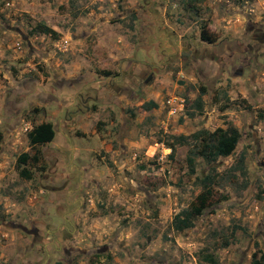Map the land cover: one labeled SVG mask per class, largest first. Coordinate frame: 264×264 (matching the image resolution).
I'll return each instance as SVG.
<instances>
[{"label": "rangeland", "instance_id": "obj_1", "mask_svg": "<svg viewBox=\"0 0 264 264\" xmlns=\"http://www.w3.org/2000/svg\"><path fill=\"white\" fill-rule=\"evenodd\" d=\"M42 123L55 139L33 149L28 133ZM231 127L236 150L195 157L192 174L195 135ZM204 180L210 207L175 231ZM255 254L264 0H0V264H253Z\"/></svg>", "mask_w": 264, "mask_h": 264}, {"label": "trees", "instance_id": "obj_2", "mask_svg": "<svg viewBox=\"0 0 264 264\" xmlns=\"http://www.w3.org/2000/svg\"><path fill=\"white\" fill-rule=\"evenodd\" d=\"M52 31L48 28H44L43 33L49 34ZM201 40L207 43H213L214 40L208 35L207 31L203 29L201 31ZM197 103L199 108H202L201 98L198 99ZM151 106L156 107L155 103ZM56 132L54 126L51 123H42L34 126L33 129L28 133V140L31 148L43 146L52 143L55 139ZM195 138L202 142V146L194 152V156L188 159L190 172L195 174V157H201L208 163H213L219 158L229 157L237 148L240 141V133L237 128L231 127L227 130L218 129L213 133L208 131H200L195 135ZM183 140V139H182ZM28 154H23L18 162L19 165H26L30 161ZM32 161L39 162V158L35 155ZM25 173L22 172V176ZM211 179H208L207 183H210ZM205 190L197 197L196 201L192 203L189 209L181 211L173 221V228L175 231L182 233L194 227L197 219L202 216L207 208L210 207L213 196L210 190V186L203 181ZM214 262V261H213ZM253 264H264V255L258 257L254 255Z\"/></svg>", "mask_w": 264, "mask_h": 264}, {"label": "built area", "instance_id": "obj_3", "mask_svg": "<svg viewBox=\"0 0 264 264\" xmlns=\"http://www.w3.org/2000/svg\"><path fill=\"white\" fill-rule=\"evenodd\" d=\"M169 105H174L173 100L169 101ZM173 110V109H172ZM175 112V110H173Z\"/></svg>", "mask_w": 264, "mask_h": 264}, {"label": "water", "instance_id": "obj_4", "mask_svg": "<svg viewBox=\"0 0 264 264\" xmlns=\"http://www.w3.org/2000/svg\"><path fill=\"white\" fill-rule=\"evenodd\" d=\"M151 80V77L148 79V81H150Z\"/></svg>", "mask_w": 264, "mask_h": 264}]
</instances>
